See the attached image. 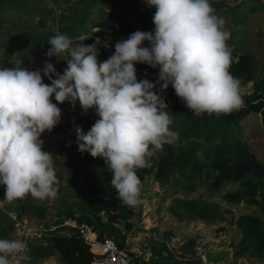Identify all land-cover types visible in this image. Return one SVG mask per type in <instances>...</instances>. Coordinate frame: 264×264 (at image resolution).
Returning a JSON list of instances; mask_svg holds the SVG:
<instances>
[{"label": "clouds", "instance_id": "9594fccd", "mask_svg": "<svg viewBox=\"0 0 264 264\" xmlns=\"http://www.w3.org/2000/svg\"><path fill=\"white\" fill-rule=\"evenodd\" d=\"M144 2L155 8L154 31L133 32L104 61L98 59L99 38L84 45L58 33L49 38L46 56L63 57V74L50 62L35 71L0 67V186L6 200L58 198L55 156L44 150L41 139L61 122L58 104L75 107L79 102L85 113L95 110L98 119L90 130L75 128L78 150L104 160L112 187L129 207L143 202L137 171L150 168L165 145L175 147L179 140L162 96L169 86L198 117L229 115L244 107L241 81L230 72L231 33L210 0ZM137 63L158 68V81H138ZM25 249L20 239L0 238V264L27 259Z\"/></svg>", "mask_w": 264, "mask_h": 264}, {"label": "rangeland", "instance_id": "374dc122", "mask_svg": "<svg viewBox=\"0 0 264 264\" xmlns=\"http://www.w3.org/2000/svg\"><path fill=\"white\" fill-rule=\"evenodd\" d=\"M23 1L24 4L21 0H18L15 5H12L11 2L6 5L5 2L3 7L0 6V67L23 66L30 71H35L42 70L39 67L44 66L46 62H50L56 68L58 57L49 58L46 56L49 49H45L44 46H20L18 49H12L11 53H7L5 45H11L12 47L14 42H20L18 40L21 38L19 33L21 30H38L42 20H44L43 25L46 29L55 32L56 20H58L61 13L65 21L72 20L89 0H57V6L53 4V0H45L47 6H54L55 9L53 13L43 19L38 14L29 15L26 12L25 4L30 0ZM135 1L115 0L116 6L114 8L103 5L106 14H114L126 22L124 27H118L114 24L111 30L96 32L98 30L96 27L90 29L86 25V29L78 39L83 36H90L95 40L99 38L101 42L109 45L110 51L108 52L113 55L115 44L127 39L133 32L137 30L154 31L152 17L155 8L147 7L143 10L145 7L140 5L137 9L128 10L133 3L135 4ZM249 1L258 4L264 3V0ZM235 2L236 0H229L222 4L218 3V8L214 9L216 14L223 18L225 28L231 33L229 45L234 48L235 52L247 53L255 59L257 69L254 72V78H259L264 72V15L260 11H255L254 14H248L241 22L240 19L237 20L236 10H232L236 6ZM97 5L100 4L97 3ZM256 9L259 10L258 7ZM124 28H127V30H123ZM236 28H239L244 34L239 43L237 40L235 41ZM23 52L24 57H20ZM62 64L67 67L65 61H62ZM66 67L59 73L63 74ZM135 67L137 77L155 78V75H151L144 67L138 66V63ZM239 80L241 81V93L250 92L252 89L251 82L240 78ZM44 82L50 83L47 77H44ZM163 94L167 98V102L178 98L171 86ZM52 99L55 103L54 97ZM62 105L58 104L57 106L61 107ZM237 139L243 141L255 157L264 161V132L261 130L257 115L251 113L242 120L240 130L237 131ZM72 142H74V145L65 148L61 153L52 152L55 156V168L60 181L57 199L38 201L29 196L23 201H8L4 198V187L0 186V200L16 212L20 210V216L33 227L40 228L51 225L54 220L60 219L65 212L77 213L81 208L83 199L75 195L74 191L77 190L76 193L81 194L85 190L83 184L89 173H92V167L88 164V161L89 158H92V160H95V158L91 157L89 153H81L78 150L77 141ZM216 142V140L204 141L201 138L181 140V146L184 147L185 151H188L192 144L194 146L193 154L196 169L193 171L192 180L184 178L186 171L181 175L179 170L176 169V165L172 166L168 173L167 183L164 186H159L153 179L152 174L145 176L143 179V205L131 207L132 215L129 217V221L132 228V225L136 222L137 210L149 206L147 210L152 213L154 223H175L177 239H173L172 244H169L170 248L161 249L160 254L164 256L163 260H165L163 264H200L199 255L193 250L195 246L200 244L208 246L210 249L219 246V248L232 246L235 249L240 238V228L236 224V219L240 214L248 213L258 216L261 218L264 228V214L256 206L248 205L243 201L230 203L224 199V191L232 189L234 187L233 183L224 182L218 189H212L207 184V158L213 144H216ZM80 184H82V187H80ZM182 200L202 202L205 210L198 211L195 208H188ZM0 222L2 225L10 226L9 231L3 233L0 238L13 239L11 224L1 213ZM138 250L142 255H135L138 254L136 252ZM149 251L153 255L152 249L149 250L146 246L139 247L137 250L132 251L129 257L133 264H152L147 257ZM25 256L27 259L22 260L21 264H58L54 255L41 258L30 257L29 248ZM237 257L242 258L241 262L243 264H264V258L258 259L247 254Z\"/></svg>", "mask_w": 264, "mask_h": 264}, {"label": "trees", "instance_id": "16d2710c", "mask_svg": "<svg viewBox=\"0 0 264 264\" xmlns=\"http://www.w3.org/2000/svg\"><path fill=\"white\" fill-rule=\"evenodd\" d=\"M17 1L0 0V6L3 7L5 2L6 5L8 2L15 5ZM21 1L24 4V1ZM224 1L229 0H210V3L216 8L218 3L222 4ZM53 4L57 6L58 1L53 0ZM135 4L133 3L128 10L137 9L140 5L145 7L143 10L148 7L144 0H136ZM103 5L114 8L116 2L115 0H89L82 6L80 12L68 21H65L61 13L56 20L55 32L46 29L43 25L44 20H42L36 31L21 30L19 32L21 38L18 40L20 42H14L12 47L6 44V51L11 53L12 49L26 45L44 46L45 49H50L49 38L58 33L67 35L74 42L77 41V44L91 45L96 40L90 36H83L88 38L78 41V37L86 29V25L90 29L96 27L98 30H111L114 24L118 27L126 25V22L116 15L106 14ZM25 7L29 15L38 14L42 19L53 13L55 9L54 6H47L45 0H30L26 2ZM262 9L264 11V5ZM123 30H127V28ZM144 46L148 47L149 45L145 42ZM98 47L100 61H104L112 55L102 43ZM20 57H24V52L20 54ZM62 58L61 56V59H57L55 68L57 72L66 67L62 64L64 61ZM138 66L144 67L156 78L137 77L138 81L145 79L153 83L158 81V68L139 63ZM256 66L257 62L251 55L247 53L233 54L231 74L242 80L250 81L252 89L248 93H241L244 107L229 115L216 116L213 114L209 116L204 114L198 117L188 111L183 102L168 104L165 100L168 110L175 117L172 128L179 133V140L175 147L165 145L163 151L157 153L153 158L150 168L137 171L142 182L145 176L152 174L159 186H164L167 183L168 173L174 165L181 175L186 171L184 178L192 180L193 171L196 169L194 146L192 144L188 151H185L181 146V140L187 141L192 138H201L204 141L216 140L217 142L213 144L207 158V184L212 189H218L224 182L233 183L232 189L224 191V199L230 203L243 201L248 205L256 206L264 214V161L255 157L247 145L237 139L240 123L251 113L257 115L261 130L264 132V72L259 78H254ZM43 67L39 68L43 69ZM73 143L68 142L61 145L56 149V152L61 153L65 148L73 146ZM89 159L88 164L92 167V173H89L83 184L85 190L81 194L76 193L77 190L74 191L75 195L83 199L80 210L77 213L65 212L51 225L42 227L44 228L43 234L40 237L32 238L30 243L33 242L28 245L30 257L41 258L54 255L58 264H90L93 255L89 251V245L78 235L76 227L63 224L66 220L73 221L75 225H87L95 233L97 240L110 238L118 249H123L127 254L130 253L125 248V240L127 232L131 229L129 217L132 215V208L118 198L116 190L111 185L112 174L104 160L102 158ZM182 202L188 208H195L198 211L205 210L202 202L195 200H182ZM17 214L20 216V210L17 211ZM236 224L240 228V238L235 248V256L247 254L258 259L264 258V228L261 218L254 214H240L236 219ZM9 228L10 226L2 225L0 222V237L9 231Z\"/></svg>", "mask_w": 264, "mask_h": 264}, {"label": "crops", "instance_id": "0c3cea01", "mask_svg": "<svg viewBox=\"0 0 264 264\" xmlns=\"http://www.w3.org/2000/svg\"><path fill=\"white\" fill-rule=\"evenodd\" d=\"M262 3L263 2L258 4L257 2L249 0H236V6L232 8V10H236L235 14L237 20L240 19V21L242 22L248 14H254L255 11H260L264 15V11L262 9L264 3ZM256 7H258L259 10L256 9ZM236 29L237 36L235 41L237 40L239 43L244 34L242 33V31H240L239 28ZM234 53L239 54L235 52V50H233L232 56ZM164 98L167 102V98ZM97 119L98 117L95 114V110H88V112L85 113L80 105H75V107L71 105L64 112H62L61 122L52 130V132L48 134L46 142L43 145L44 150L52 153L63 144L77 141L75 128L81 127L86 133L88 130H90ZM1 202L6 204L3 201ZM139 205H143V203ZM148 208L149 206L142 208L141 210L140 208L137 210V214L135 215L136 222L127 232L125 248L128 252H130L128 253V255L130 256V254H132V251L137 250L139 247L141 248L143 246H146L149 250H153V255H151V252L149 251V256H147L150 259L151 263L163 264L165 263V260H163L164 256L160 254L161 249L170 248L169 244H172L173 239H177V235L175 234L176 226L175 223H154L153 215L152 213H149L150 211L147 210ZM136 252L138 253L135 254L136 256L142 255L139 250ZM234 259L235 263L242 264V258L235 256Z\"/></svg>", "mask_w": 264, "mask_h": 264}, {"label": "built area", "instance_id": "2783aa9c", "mask_svg": "<svg viewBox=\"0 0 264 264\" xmlns=\"http://www.w3.org/2000/svg\"><path fill=\"white\" fill-rule=\"evenodd\" d=\"M104 48L107 51H110L109 45L101 42ZM105 44L107 47H105ZM159 90V86H157V91ZM162 96L164 94L162 93ZM168 104L174 103H182L180 99L172 100L167 102ZM79 105V102L76 103ZM71 104L69 102L63 103L61 107V112H64L67 108H69ZM94 110V109H90ZM49 133H44L41 136V139L46 142ZM0 213L3 214L7 220L11 224V233L13 239H20L26 244V249L23 255L27 251L28 245L32 238L40 237L43 234L44 228H36L30 225L23 217L19 216L15 210H13L7 204H4L0 201ZM64 225H69L76 227L78 235L89 245V251L92 253L93 257L90 264H133L129 255L123 250L118 249L114 241L110 238H106L103 240H97L95 238V233L85 224L75 225V223L71 220H66L63 222ZM220 247V246H219ZM216 247L215 249H210V247L200 244L193 248L194 252L199 255L200 260H202V253L205 250H216L219 249ZM22 260L14 261L13 264H21ZM201 264H238V263H229L223 259H218L214 263H203ZM243 264V263H242Z\"/></svg>", "mask_w": 264, "mask_h": 264}, {"label": "water", "instance_id": "95a60500", "mask_svg": "<svg viewBox=\"0 0 264 264\" xmlns=\"http://www.w3.org/2000/svg\"><path fill=\"white\" fill-rule=\"evenodd\" d=\"M234 257L235 249L232 246H225L216 250H205L202 253L201 261L203 263H214L218 259H223L229 263H234Z\"/></svg>", "mask_w": 264, "mask_h": 264}]
</instances>
